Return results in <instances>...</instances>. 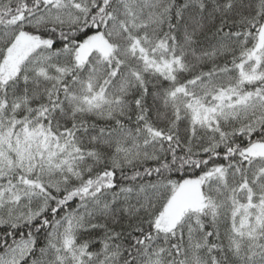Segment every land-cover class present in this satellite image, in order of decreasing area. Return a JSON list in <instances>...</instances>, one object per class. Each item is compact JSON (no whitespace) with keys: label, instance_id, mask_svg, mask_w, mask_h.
Masks as SVG:
<instances>
[{"label":"snow or ice","instance_id":"6c2138e0","mask_svg":"<svg viewBox=\"0 0 264 264\" xmlns=\"http://www.w3.org/2000/svg\"><path fill=\"white\" fill-rule=\"evenodd\" d=\"M0 264H264V0H0Z\"/></svg>","mask_w":264,"mask_h":264}]
</instances>
